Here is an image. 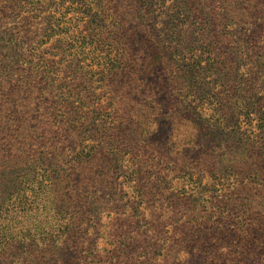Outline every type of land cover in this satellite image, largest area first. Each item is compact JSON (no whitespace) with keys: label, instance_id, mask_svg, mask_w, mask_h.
Instances as JSON below:
<instances>
[{"label":"trees","instance_id":"obj_1","mask_svg":"<svg viewBox=\"0 0 264 264\" xmlns=\"http://www.w3.org/2000/svg\"><path fill=\"white\" fill-rule=\"evenodd\" d=\"M85 1L72 3L81 4L87 15L100 0H87V6ZM235 2L237 7L230 8L225 0H174L169 22L180 25H173L169 39L176 38L182 27L179 40L188 44L191 59L173 75L171 104H154L180 111L182 122L192 127L196 138L206 133L210 154L196 140L182 148L140 144L136 139L139 128L128 129L131 123L124 114L122 85L135 82L138 72L137 56L129 46L131 37L120 34L124 29L111 40L106 27L96 24L93 17L86 27L91 34L80 33L73 43L68 41L71 28L61 25L78 8L63 10L57 0H0V161L19 167L16 179L23 180L22 206L15 207L39 219L40 227L38 232H5L8 240L0 256L4 258V253L5 260L11 258L5 264L17 263L13 250L18 240L24 244L26 238L38 235L54 257L68 250L63 264H255L254 256L246 258L242 248L225 253L218 244L228 224L245 219V198L264 200V36H258L264 32V0ZM214 4L218 15L211 13ZM157 25L153 35L165 48L171 41L159 36ZM186 28L192 41L186 38ZM230 28L238 38L231 48L221 41ZM54 31L68 39L55 42L57 53L41 55V47L53 39L48 33ZM97 35L100 38L95 39ZM107 46L108 55L99 57L102 61L83 65L89 54ZM155 55L144 62L150 71L167 70L163 58ZM142 89L145 86L134 91ZM150 89L149 95L154 94V88ZM129 99L133 107L143 103ZM207 101L210 114L204 108ZM255 111L263 116L253 125L251 113ZM152 133L144 136L146 140ZM230 137L239 143L231 152L235 151L241 163L251 162L252 173L236 174L222 167L226 152L213 155L217 143ZM241 148L244 153L237 152ZM160 167L189 184L199 174L212 176L215 183L197 187L211 193L224 214L216 222L215 215L202 221L196 213L185 211L179 192L164 198L160 179L151 181L154 169ZM220 175L234 181L228 184L215 179ZM39 208L44 211L41 215ZM251 211L249 216L262 224L259 231L264 234V204ZM222 223L225 227L220 228ZM204 226L212 237L200 247L203 244L193 238L203 234ZM242 232L243 241L256 252L258 246H252L246 226ZM185 248L193 252L194 259L180 258ZM22 264L31 262L27 259Z\"/></svg>","mask_w":264,"mask_h":264},{"label":"rangeland","instance_id":"obj_2","mask_svg":"<svg viewBox=\"0 0 264 264\" xmlns=\"http://www.w3.org/2000/svg\"><path fill=\"white\" fill-rule=\"evenodd\" d=\"M74 0H57L58 4H63V10L67 7L72 6L73 8H78L79 12H71L64 19V23L68 28H71V36L70 39L64 38L65 34H59V31H54L55 34L52 35L53 39L50 42H47L46 45L41 48V55L43 52L48 51L50 54L57 53L58 50L53 48L56 44L55 42L61 39H68L69 42L75 43L77 37L80 33H84L87 36L90 33L87 27V23L91 21V18H96V24H102L106 27L107 37L112 40V38L117 37V32L119 33V29H124L123 34L127 37H131L130 39V48L132 49L133 54L137 56L136 64H137V78L135 82H130L128 84H123V92L124 97L123 100L126 103L124 106V114L126 118H129V123L131 126L128 128L131 131H134L136 128H139V136L136 138L140 144H163L166 143L170 146H175L176 148H182L184 144H188L189 140L196 142L198 141V145L201 146L202 143L206 145V148L212 154V146L210 143H207L208 137L205 136L206 133L202 134L200 138H196V132L192 129L191 126L182 122L183 114L180 111H175V109H167L156 107L157 104L155 102L160 103L163 106H167L171 104L172 97L171 91L175 92L173 89V75L178 74V68H184V65L187 64L191 59V54L188 51V44L181 43L179 40L180 33L183 31L182 27L177 30L176 38H172L173 33H171L170 29H174L173 25H180L179 23L173 24L169 22V16L174 12L172 5L174 0H100L98 3L92 6L93 11L90 14H83L85 8H82V5L76 3L74 5L72 2ZM226 4L228 3L232 7H237V2H232L233 0H225ZM237 1V0H236ZM248 2L250 0H247ZM89 1H85L84 4H89ZM254 2V0H253ZM245 4V3H244ZM264 4V2H262ZM92 5V4H91ZM217 4H214L211 7L212 15H218L219 10L217 9ZM65 7V8H64ZM264 11V5H263ZM115 12H117L115 14ZM27 15H23L25 18ZM60 17V15L58 16ZM215 16H213L214 19ZM247 22H250L247 19ZM158 24L157 29L159 30V36L166 40H170L171 43L166 45V49L161 45L157 44L158 41L155 39V35H153L154 25ZM220 21L216 23L219 25ZM13 25V24H11ZM10 25V26H11ZM20 24H15V26H19ZM215 25V26H216ZM257 28V25L255 26ZM186 30V38L192 41V35L187 36L188 28ZM233 29H229V34L223 37L221 41L225 45H229L231 48V42L237 40L238 38L231 34ZM103 31V29H102ZM219 33H222L223 30H216ZM252 27L249 28L248 33L251 34ZM116 33V34H115ZM201 31H199L198 35ZM234 33V32H233ZM24 36V33L21 32ZM43 34V33H42ZM263 35L261 34L258 36ZM255 36V38H258ZM95 39L100 38V36H93ZM120 37V36H118ZM47 40V38H45ZM75 40V41H74ZM150 42L152 45L148 44ZM129 48V49H130ZM75 52V51H73ZM109 47H103L102 51H97L96 54H89L87 59L84 58L83 65L91 64L94 61L99 62L102 61L100 58H104L108 55ZM26 53V49L24 50ZM163 58L162 65L167 68V70H160L158 67L155 70L150 71V67L148 64H145V60L149 61L152 56H156ZM50 57V55H45ZM78 58L82 59V55H77ZM72 56H70L71 58ZM60 57H58L59 59ZM205 58H207L205 56ZM173 60V62H172ZM182 72V71H181ZM75 74V73H74ZM4 83V80H2ZM137 85V86H136ZM138 86H145L146 89H142L141 92L134 91ZM154 88V94L149 95V91L152 90L150 88ZM219 91V90H217ZM171 93V94H170ZM66 94V92H64ZM173 95V94H172ZM151 96V98H150ZM129 98H137L142 101L145 100L147 102L146 106L143 103H137L135 107L132 106ZM151 100V102H150ZM154 104L156 106L154 107ZM160 106V105H159ZM123 108V107H122ZM204 108L206 112L210 114V102L207 101L205 103ZM264 114V112H263ZM263 114L255 111L251 113V119H253V125H256L259 121V118L263 116ZM243 121H246V117L242 118ZM138 121V122H137ZM247 122V121H246ZM245 122V123H246ZM246 126L242 129L245 131ZM154 131H156L154 133ZM153 132L149 141L146 140L148 134ZM259 134V132H258ZM217 143V142H216ZM219 148L213 155L221 156L222 153L226 152L227 156H223L224 164L222 167H227L228 170L237 173L241 172H251L254 170V166H252L251 162L244 163L240 162V157H236V153L231 152V147L238 148L239 143L236 140H232L231 137L217 143ZM190 145V144H189ZM190 148V147H189ZM191 149V148H190ZM230 150V152H229ZM244 153V149H238L237 152ZM2 158V154H0ZM227 161H231L230 164H227ZM19 167L17 165L13 166L7 164L5 162L0 161V248L7 244L8 234L5 232H25L27 230H34L36 232L39 231V219H35L29 213L23 212L21 207L16 208L15 206H22V193L21 188L22 179H16L18 174ZM153 173L155 174L151 179L152 182H156V179L159 178V191L166 197H173L174 192H179L178 199L180 203L183 202L185 205V211L188 213H196L198 218L202 221H209L210 216L215 215L214 222L217 221L218 215L224 214L223 209L219 210L218 207L222 206L217 201H212V194L207 190H201L200 187H197L201 184V186H208L214 182V178L210 175H205L202 177L201 174L197 176V180L193 184H189L185 182V178H177L176 176L171 175L170 172L165 171L163 167L155 168ZM250 173V174H251ZM160 175V176H159ZM226 180L228 184H231V181H234L233 177H223L222 175L216 176L215 179ZM184 181V182H183ZM18 185V186H17ZM237 188H241V184L237 183ZM159 199V198H158ZM163 200V199H160ZM246 208L248 209V213L245 216V219L242 221H237L233 224H228L227 232L223 233L222 236L218 239H221L218 244L223 248V252L227 253L228 250L235 251L242 248L241 253L246 258L254 256L255 264H264V254H261L259 257L258 253H260V249L264 248V234L259 231V228L262 227V224L253 221L254 218L250 217L251 209H261V206L264 204V200L262 198H245L242 202ZM44 213L43 209L39 208V215ZM45 216V215H44ZM52 213L49 214L48 220L52 222V226L54 222L52 221ZM29 218L28 221H25ZM42 218V217H41ZM232 225V226H231ZM213 226H218L217 223H213ZM248 228L250 231L248 238L249 241L252 242V246H258L256 252L252 251V247L249 248L247 243L243 241V232L242 228ZM225 227V224L222 223L220 228ZM207 226L203 227V234L198 237L193 238L194 241L201 242L200 247H204V244L209 241L212 237L210 233H207ZM234 229V231L232 230ZM40 235L34 236L33 239L26 238V242L22 244L20 240H18L14 246L13 255L17 256L15 262L16 264H22L27 259L30 260L31 264H63L64 261L68 258L66 256L68 250L65 254L57 253V256L54 257L50 252H47L44 248V244L42 239L39 238ZM243 241V242H242ZM203 242V243H202ZM199 246V245H198ZM199 247V248H200ZM188 251L189 254L188 255ZM257 254V255H256ZM3 256H0V264H5L10 260H5L8 256L3 253ZM188 257V260L194 259L193 252H190L187 248L183 250V254H180V258ZM232 259V256H231Z\"/></svg>","mask_w":264,"mask_h":264}]
</instances>
